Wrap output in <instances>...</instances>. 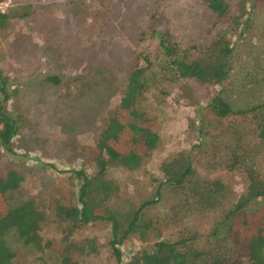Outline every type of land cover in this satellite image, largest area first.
Instances as JSON below:
<instances>
[{
  "label": "rangeland",
  "instance_id": "1",
  "mask_svg": "<svg viewBox=\"0 0 264 264\" xmlns=\"http://www.w3.org/2000/svg\"><path fill=\"white\" fill-rule=\"evenodd\" d=\"M224 2L222 16L209 11L206 0L0 2L6 16L0 70L10 94L5 109L23 121L11 140L14 155L0 148V182L16 174V196L33 201L42 213L40 242L56 245L39 251L10 230L4 239L19 260L60 264L56 247L67 245L77 264H117L109 221L90 222L64 243L55 208L78 205L82 182L75 173L95 174L90 160L134 64L144 69L136 109L153 121L158 144L140 167H108L104 173L112 188L104 205L122 226L141 204L151 203L137 214L136 231L117 246L119 263L156 242L186 240L189 247L218 249L214 254L229 249L226 225H214L245 193L250 175L264 179V144L257 137L256 112L219 118L209 106L220 94L232 110L264 109V4ZM149 27L168 33L181 48L201 50L224 38L232 48L228 78L220 86L178 78L156 41L141 42ZM133 51L146 62L131 57ZM171 159L190 164L189 180L179 189L164 184L162 165ZM213 182L225 198L205 209L194 193ZM260 205L264 198L251 206Z\"/></svg>",
  "mask_w": 264,
  "mask_h": 264
},
{
  "label": "trees",
  "instance_id": "2",
  "mask_svg": "<svg viewBox=\"0 0 264 264\" xmlns=\"http://www.w3.org/2000/svg\"><path fill=\"white\" fill-rule=\"evenodd\" d=\"M3 0H0V2ZM251 6L264 4V0H249ZM207 9L212 13L222 16L227 5L224 0H206ZM264 6V5H262ZM264 8V7H263ZM153 16L151 19L153 20ZM151 20V21H152ZM6 21L4 13L0 12V27ZM154 22V21H152ZM151 22V23H152ZM156 41L162 55L167 59L168 66L172 67L176 76L181 79H190L205 86H220L228 78L232 69V48L224 38H218L208 47L201 50L195 48H181L174 43L168 33L160 32L153 28L143 32L140 40ZM143 59L133 51L131 57ZM144 69L131 66L125 77V84L119 104L113 115L108 118V123L102 131L97 142V153L90 160L94 166L95 174L89 176L81 171L75 174L81 177L79 187L78 205H57L55 218L63 226L65 236L61 241L66 243L71 234L82 226L93 221H109L111 223L112 240L110 246L119 263L120 252L117 246L125 237L136 231L137 214L147 205L141 204L125 222H121L104 204L112 193L109 181L104 180V173L108 167H117L132 170L140 167L149 153L158 144V136L153 131V121L145 118L136 105L138 97L143 93ZM50 82L55 79L48 78ZM7 78L0 70V148L9 155H14L11 140L23 124L20 116H13L5 109V103L10 99L6 91ZM210 111L219 118L229 115H245L256 112L257 137L264 144V109L253 107L246 110H232L224 99L217 94L210 102ZM104 153V155H103ZM164 184L179 189L187 184L191 174L190 164L181 160L171 159L162 165ZM10 173L6 183L0 182L1 205L5 208L0 214V264H31L29 260H19L12 253L5 242L4 235L14 230L18 239L25 246H31L41 251L55 247V243L47 241L41 243L39 239L42 213L31 200L16 196L15 177ZM17 178V177H16ZM249 176L250 184L244 194L238 196L234 204L221 214L215 222L214 229L226 225L225 240L230 245L225 253L214 254L218 249L195 248L186 240L177 242H156L150 248L138 251L126 264H264V205L253 208L251 205L256 200L264 198V179L253 181ZM212 185L202 186L201 190L194 193L196 202L205 209L216 208V203L224 200L217 182ZM216 202V203H215ZM216 205V206H215ZM1 209V208H0ZM2 210V209H1ZM198 236V235H197ZM209 236H215L212 231ZM60 257V264H77L68 254L67 245L56 247Z\"/></svg>",
  "mask_w": 264,
  "mask_h": 264
}]
</instances>
